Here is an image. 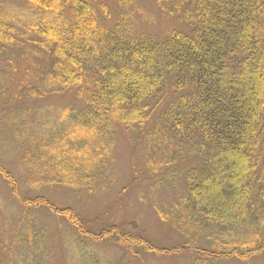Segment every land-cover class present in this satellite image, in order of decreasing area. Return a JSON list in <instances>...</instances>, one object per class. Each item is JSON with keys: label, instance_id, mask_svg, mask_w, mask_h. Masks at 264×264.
<instances>
[{"label": "trees", "instance_id": "1", "mask_svg": "<svg viewBox=\"0 0 264 264\" xmlns=\"http://www.w3.org/2000/svg\"><path fill=\"white\" fill-rule=\"evenodd\" d=\"M21 1L25 20L0 9V186L16 204L12 230L0 218V264H49L57 221L69 264H132L85 242L264 264V0H154L174 23L158 39L134 34L133 0L114 15L104 0ZM133 133L144 145L130 172L171 193L155 212L174 246L51 200L136 184L114 170Z\"/></svg>", "mask_w": 264, "mask_h": 264}, {"label": "rangeland", "instance_id": "2", "mask_svg": "<svg viewBox=\"0 0 264 264\" xmlns=\"http://www.w3.org/2000/svg\"><path fill=\"white\" fill-rule=\"evenodd\" d=\"M104 1H106L109 11L113 15L116 14L119 0ZM12 7L17 11V17L22 16L24 20L26 19L28 12L22 2L19 0H0V9H11ZM126 9L132 13L131 23L136 35L158 38L167 28L174 27V23L170 18L163 16L161 8L157 7V4L155 5L154 0H133V3ZM25 24V21L21 20V27ZM5 141L7 142V137L3 133L2 135L0 134V147L4 145ZM143 145V136H137L133 133L130 140L128 138H120L116 146L114 170L118 175L117 185L123 187L128 184L134 173L136 184H130L123 191L113 187L106 195L98 199L89 198L80 201H68L62 196L55 195L51 197V200L59 207L72 206L89 219L97 218L100 221L108 219L107 223L118 225L123 231H133L135 234H142L152 242L164 244V246H174L178 241L171 237L172 235L167 229L165 230L160 226L157 212H155V209L162 210L169 205L170 200L173 199L171 193H166L161 187L152 194L151 189H149V186L152 185L150 179L140 174L136 167L133 169L132 174L130 172V168L134 164L136 166L139 164L137 148L140 152ZM14 209H16V204L11 195L3 185L0 186V218L4 231L12 230L15 225ZM58 223L60 221L51 223L53 228H51L50 235L57 236V240L50 241L51 244L49 246L52 249L58 248L49 256V264H69L67 251L59 242L62 238L61 228H57ZM99 224L103 225L102 222H99ZM56 229L59 232H56ZM85 243L95 248L100 255L111 261L121 259L125 263L129 260L132 264H190L188 256L155 257L137 249L136 252L139 256L136 255L135 258H132L125 251L110 243ZM73 248L79 252L82 250L77 243H73ZM73 254L72 250L71 258L76 263H79L81 255L79 254L77 258L73 257Z\"/></svg>", "mask_w": 264, "mask_h": 264}]
</instances>
